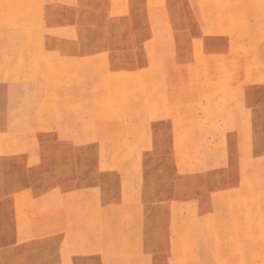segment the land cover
I'll use <instances>...</instances> for the list:
<instances>
[{
  "label": "rangeland",
  "instance_id": "374dc122",
  "mask_svg": "<svg viewBox=\"0 0 264 264\" xmlns=\"http://www.w3.org/2000/svg\"><path fill=\"white\" fill-rule=\"evenodd\" d=\"M0 264H264V0H0Z\"/></svg>",
  "mask_w": 264,
  "mask_h": 264
}]
</instances>
